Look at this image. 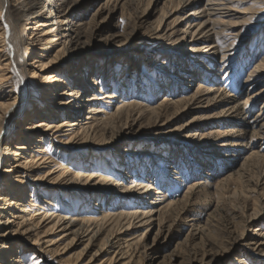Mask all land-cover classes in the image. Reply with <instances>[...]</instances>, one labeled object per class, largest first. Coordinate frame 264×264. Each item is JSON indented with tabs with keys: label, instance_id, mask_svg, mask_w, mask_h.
Listing matches in <instances>:
<instances>
[{
	"label": "bare ground",
	"instance_id": "6f19581e",
	"mask_svg": "<svg viewBox=\"0 0 264 264\" xmlns=\"http://www.w3.org/2000/svg\"><path fill=\"white\" fill-rule=\"evenodd\" d=\"M113 1L115 0H0V17L3 16L0 20V53L5 52L8 71H0V98L12 97L10 89H13L14 84H18L16 95H19L13 104H3L6 113L0 124V147L2 143L6 144V153H0V172L5 158L12 155L14 163H10V169L6 172L18 174L16 182L8 177L4 186H0V264H23L21 250L5 243L21 231V234L34 232L36 242L59 233L57 239L43 240L48 245L45 251L51 253L59 251L52 247H63L66 254H77L80 259L88 258V264L101 263L103 258L118 264L123 261L125 264H138L142 259L158 264L162 258L160 241L162 224L165 223L164 215L169 214L177 203L169 201L162 192H155L151 185L142 184L137 179L134 181L130 174L133 167L135 170L139 165H136V161L139 162L141 157H145L144 160L150 157L162 161L167 158L158 143L147 141L152 150L148 148L144 151L139 150L143 143L132 139L146 120L158 122L166 111L175 110L174 113L177 110L179 117L183 118L190 116L192 112L202 114L180 127L188 131L197 126L205 128L216 120L227 117L229 113L238 111L240 106H244L246 112V108L258 104V112L252 114L250 110L247 111L242 124L252 130L251 139L257 144L250 160L264 158V88L254 90L264 83V55L257 57L259 61L250 73L248 71V76L245 75L247 78L244 80L242 102L233 97L223 102L220 92L201 86L192 94L174 100H163L153 106L127 101L126 90L129 86L126 76L121 78L119 69L123 64L119 59L100 57L101 61L85 55L86 51H92L91 46L96 42L122 44L137 35L138 25L132 26L125 35L117 32L104 34V23L117 11V7L112 6ZM98 3V8L92 9ZM185 9L191 11L168 21ZM167 15L168 13L159 19L154 31L156 39L172 44L173 51L186 55V58L197 61L199 65H203V60L209 58L212 63L216 61L225 66L227 63L229 65L237 45L250 39L257 41L263 35L264 0H178L177 7L170 14L173 16ZM27 21L30 24L26 25ZM20 24L26 27L24 32L28 34L18 32ZM225 36L230 37V42L224 41ZM53 45L61 46L62 51L69 55L66 62H62L63 66H53L57 63L45 60L44 55L40 60L32 62L30 57L35 47L41 46V51L46 53L53 49ZM20 46L26 47L24 56L19 55ZM161 55L165 56L164 53ZM155 64L167 71L163 61ZM31 65L48 74L43 75L40 97L32 100V107L37 108H29L26 118L30 120L42 117L43 120L35 124L31 132L19 141L16 132L9 125L20 115L22 105L29 95L30 89L24 74ZM110 66L114 71L111 80L105 82V74L109 72ZM179 71L178 76L183 81L187 78L189 81L194 79L186 77L190 74L186 69L180 68ZM129 72L126 71V75ZM68 73L73 74L72 77ZM33 75H37V72H33ZM49 84L51 87H48ZM117 90L120 96L123 95V100L115 94ZM50 97V101L60 97L61 105L70 107L62 111H46L43 104ZM220 103L221 106L218 107ZM212 109L218 112L210 114ZM63 132H66L65 135ZM62 135L69 138V141L84 135L93 141H104L114 149L103 156L83 152L84 157L70 161L72 166L60 165L61 175L56 176L53 181L63 179L59 186L61 188L79 186L74 200L72 198L64 206L69 211L67 214L58 213L54 209L52 200L57 193L63 194L61 190L46 191L47 197L43 199L39 195L42 201L37 203L33 194L38 190L25 181L30 177V169H48V173L53 174L51 167L56 160L46 156L45 139L51 140L56 146L57 142H62ZM127 136L130 139L123 140ZM206 145L207 149H221L224 146L221 143ZM27 154H30V160L25 157ZM73 167H76L75 170ZM109 171L116 176L109 177ZM263 179L264 176L261 181ZM198 185L189 187L183 199H187ZM26 189L31 191L28 203L24 200ZM153 197L155 199L150 202L149 199ZM244 197L248 204L250 196ZM256 201L254 207L246 204L241 212L234 210L233 214L240 218L252 234L244 231L236 236L234 242L223 245L221 254L225 256V261L227 253L235 252L238 256L234 259V264L244 263L246 259L255 264H264V233L259 228L264 220V199ZM34 208L36 209L33 210ZM88 212H92L90 216L86 214ZM41 229L43 238L38 232ZM9 255L12 256L11 261L7 260ZM198 256L197 253L196 259L199 258L202 262L217 264V253L209 251Z\"/></svg>",
	"mask_w": 264,
	"mask_h": 264
},
{
	"label": "rangeland",
	"instance_id": "374dc122",
	"mask_svg": "<svg viewBox=\"0 0 264 264\" xmlns=\"http://www.w3.org/2000/svg\"><path fill=\"white\" fill-rule=\"evenodd\" d=\"M177 4L178 0L113 1L112 6L117 7V11L109 21L104 23V34L108 35L111 32H117L125 35L132 26L138 25L137 35L122 44L96 42L91 46L92 51H86L85 55L101 61L100 57L108 58L111 56V58H118L123 64L122 68L119 69L121 70V78L126 76L128 81L127 86H129L128 90H126V100L131 102L138 101L143 106H153L163 100H174L184 97L194 93L199 86L220 92L222 96L221 101L223 102L228 101L232 97L242 102L243 87H245L244 80L247 78L246 76H248L250 70L254 68L253 66L259 61L257 57L259 56L258 58H260L262 54L264 55V29L261 30L263 35L257 41L250 39V41L242 42L236 46L237 48L233 52L235 59L232 57L229 60V65L227 63V65L221 64V66L216 61L212 63L209 58L203 60V65H199L197 61L186 58V55L173 51L171 49L172 44L155 38L154 31L159 24V19L163 18L166 13H168L167 17L173 16L170 14L173 13ZM98 6L99 3L98 5L95 4L92 9H97ZM188 11L190 12L191 10L185 9L179 15L169 18L168 21H172L176 16H184ZM2 17L1 15L0 20L3 19ZM25 24L30 23L27 21ZM24 28L26 27L20 24L18 32H23L26 35L28 32H24ZM224 41L230 42V37L225 36ZM25 48V46H20L18 50L19 55H25ZM41 50V46L35 47L30 57L32 62L40 60L41 56L44 55L45 60H53L57 63L53 66H63L62 62H66L65 60L69 56L62 51L61 46L53 45V49L46 53ZM161 53H164L165 56H162ZM4 55L5 52L0 53V71L3 70L4 72L6 70L5 72L8 73L7 66L5 65L7 58ZM160 61L166 63L165 67L167 71H164V69L155 64L156 62L160 63ZM128 66L129 68L127 69ZM180 68L190 72V76L187 75L186 77H193L194 79L189 81L187 78L183 81L179 77ZM220 68L221 71H219ZM113 71L114 68L110 66L109 72L107 75L105 74V82L111 80ZM126 71L130 72L126 75ZM33 72H37V75L34 76ZM47 74V71L41 72L40 69L35 66L32 67V65L27 67V72L24 74L26 84L30 89L29 95L22 105L20 115H17L9 125L10 128H13L14 133L16 132V138L19 137V141L22 140L24 135L31 132L30 130L35 124L43 120L42 117H35L29 120L26 118L28 117L26 115L29 113L28 109L33 108V98L40 97V91L43 88L41 84L43 75ZM68 74L71 77L73 75ZM189 86L191 87L188 88ZM48 87H51V85L49 84ZM263 88L264 83L254 90ZM10 91L13 92L12 97L0 98V124H2L3 116L6 113L3 104H13L14 100L19 97V95H16L18 94V84H14L13 89H10ZM115 94L120 96L118 90L115 91ZM121 99L123 100L124 98L122 97ZM48 100L50 101L52 98H47L45 104H43V108L46 111L50 109L62 111V109L65 110L70 107L61 105L60 101L62 100L60 97L54 98L50 102ZM220 106L221 103L218 107ZM259 107L260 105L258 104L256 106H249L248 109H245V112L244 106H240L237 109L238 111L229 113L227 117L218 119L215 123L213 122L205 128L197 126L198 128L190 129L191 131H184L180 127L186 125L194 117L202 114L192 112L190 116L183 118L179 117L177 110L174 113L173 111L175 110H169L168 112H164L161 120L158 122L146 120L137 134H135L138 137H132L136 142L143 143L139 150L146 151L148 148L151 149L147 141L158 143L161 152L167 158L162 161L150 157L144 160L145 157H141L139 162L136 161V165H139L135 170L133 167L130 176L134 177V181L137 179L142 184L151 185L155 189V192H162L169 201L177 203L169 214L164 215L165 223L162 224L160 241L162 258L161 260L159 259L160 262L158 264H207L199 258L196 259V254L198 253V257H200L202 253L209 251L217 253V264H224V262L228 264L230 261L231 264L236 263V261L233 262L238 256L235 252L227 253L225 261V256L221 254L224 250L223 247L228 245V243L234 242L237 239L236 236L238 237L242 232L247 231L248 234H252V231L246 229V225L240 218H237L233 214L234 210L241 212L244 206H246L247 202L244 200V196H250L247 204L250 207H254L257 204L256 200L264 199V179L261 181L264 176V158H251L250 160L251 153L255 150L257 144L251 139L252 130L242 124L244 114L249 110L252 114H256ZM35 108L37 107L33 109ZM212 110L210 114L218 112L216 109ZM63 133L65 135L66 132ZM56 135L54 134V136ZM64 135L60 137L62 138V142H57L56 146L51 140L45 139L44 149L47 154L46 156L56 160L54 166L52 165L51 167L53 174H49L48 169H30L28 173L30 177L25 180L31 185L33 184L32 186H35L38 190L37 193L33 194L37 203H39L38 201H42L39 195L43 199L47 197L46 191L57 192V190H61L63 194L57 193L55 199L52 200L55 211L61 214L69 212L64 206L76 196L79 186L61 188L59 186L60 183H63V179L53 181L56 176L61 175L62 169L59 168L60 165L63 167L67 165L72 166L70 161L84 157L82 155L83 152L89 151V153L103 156L105 153L114 150L112 145H107L104 141H93L87 139V136L84 135H80L73 141H69V138H66ZM124 138L123 140L130 139L129 136ZM220 143L224 144V149L206 148V144ZM262 143L264 144V141ZM5 145V143H2L0 147V153L3 155L6 153ZM262 150L264 157V145ZM210 152L213 153L211 154ZM29 156L30 154H27L25 157L30 160ZM5 159L6 161L3 163L0 172V186H4V183L9 179L8 177H12L13 182L17 181L15 179H17L18 174L6 172L10 169V163H14L13 156L8 155ZM74 168L76 167H73V170H75ZM107 174L113 178L116 176L112 171L107 172ZM195 184H199L198 188L184 200L183 197L188 188ZM255 190L256 193H254ZM30 193L31 191L26 189L25 203L29 202ZM154 199L155 197L149 199V201L152 202ZM91 213L88 212L86 214L90 216ZM259 228L264 233V220L261 221ZM38 232L41 234V238H43V230L41 229ZM21 233L22 231L19 235L10 239V241H5V243H9L11 248L21 250L23 253V257L21 256L23 264H88V258L80 259L77 257V254H66L63 247L59 249L52 247L59 251L51 253L45 251L48 245L44 241L52 238L57 239L59 233L48 235L46 236L47 238H43L39 242H36L34 232L31 234ZM11 258L12 256H7V260L11 261ZM99 262L95 264H118V262L109 261L106 258H103L101 263ZM124 262L120 264H125ZM138 264L151 263L142 259ZM240 264L255 263L246 259L244 263Z\"/></svg>",
	"mask_w": 264,
	"mask_h": 264
}]
</instances>
